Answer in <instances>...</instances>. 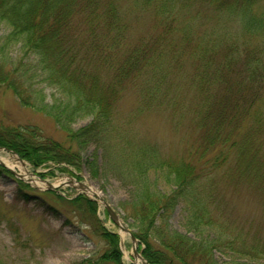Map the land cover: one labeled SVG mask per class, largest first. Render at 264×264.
I'll return each mask as SVG.
<instances>
[{
  "label": "trees",
  "instance_id": "1",
  "mask_svg": "<svg viewBox=\"0 0 264 264\" xmlns=\"http://www.w3.org/2000/svg\"><path fill=\"white\" fill-rule=\"evenodd\" d=\"M194 1L132 0L133 12L153 9L167 20V32L180 36L151 56L128 42L124 0H0V24L6 27L0 85L24 107L52 118L70 144L11 130L0 136V147L35 168L51 162L79 170L83 159L73 146H94L103 164L95 156L89 166L96 177L115 180L126 191L120 207L149 264H264V238L230 219L221 194L222 184H243L264 195V110L254 111L264 91V50L236 38L230 45L227 22H238L248 39L263 33L254 7L264 0H200L215 8L218 30L193 43L197 30L180 15ZM184 56L194 64L187 82L195 90L191 109L170 96L173 70L187 64ZM142 75L145 81L132 87L140 105L121 117L119 102ZM145 113H167L178 125L189 116L196 144L179 159L165 156L135 133L137 116ZM80 121L88 123L75 129ZM72 204L96 211L82 196ZM178 208L183 231L170 228ZM100 237L110 249L86 263L123 264L118 237L104 227Z\"/></svg>",
  "mask_w": 264,
  "mask_h": 264
},
{
  "label": "rangeland",
  "instance_id": "2",
  "mask_svg": "<svg viewBox=\"0 0 264 264\" xmlns=\"http://www.w3.org/2000/svg\"><path fill=\"white\" fill-rule=\"evenodd\" d=\"M124 1L123 9L130 14L131 21L129 43L131 41L133 45L146 47L151 56L155 51L159 52L164 44H177L180 36L175 30L172 33L167 32V29L170 28L167 20L159 17L153 9L133 12L132 0ZM254 10L258 18L262 20V27H264V1L257 4ZM180 17L189 22L190 28L193 27L197 30L192 32L195 38L190 37L193 43L202 37V34H212L218 30L216 29L215 8L200 0L194 1L192 5L185 8ZM227 22L231 34V39L228 41L230 45L235 42L232 41L233 38H236L241 43L247 41L258 47L259 50H264V32L248 39L243 36L242 27L238 22ZM5 30V25L0 24V36L4 35ZM198 36L200 37L197 38ZM187 57L181 58L187 61L185 66L176 67L173 70L177 79L175 80L176 86L170 90V96L182 99L188 109H191L195 104V90L187 82L190 73L194 71L192 66L194 64ZM165 70L166 67L163 68V72ZM143 79L145 81L146 76L142 75L124 93L118 105V114L121 117H125L140 105L138 92L132 87L141 85ZM168 81L170 82L171 79ZM168 86L170 85L166 87ZM47 94L52 97L49 90H47ZM260 94L262 101L256 104L254 111L262 112L264 110V91ZM87 123L88 121H80L74 128L78 129ZM134 126L137 129L135 130L137 135L145 140L155 142L167 157L179 159L188 148L196 144L197 136L193 133L189 116H186L178 125V122L172 120L167 113H145L137 116ZM11 130L35 132L43 140L49 139L66 147L70 146L67 133L52 118L34 109L24 107L11 91L0 85V136L6 135ZM257 137L259 142V138L262 139V136ZM72 149L80 150L83 160L79 170L67 164L51 162L35 168L15 151H9L2 147H0L2 150L0 155L5 157L11 155L16 158L28 169L31 178L42 182L53 185L60 180L69 179L77 185L88 183L97 190L100 199L106 202L118 215L121 225L133 234L130 222L125 219L124 212L120 207V204L127 200L126 191L115 180L104 175L100 178L96 177L89 166V161L95 156L103 164V160L100 158L101 152H96L94 146L82 149L73 146ZM62 168L67 171L63 172ZM8 169L0 164V264H87L88 260L96 261L110 249L107 242L100 237L102 227L108 233L118 237L123 264H136L137 256L134 254L130 235L122 232L111 220L99 198L84 194L77 187L70 185L57 186L51 190L49 187L40 189L20 179ZM221 194L223 201L230 208L232 215L230 219L243 228L252 226L253 232L264 238V195L261 196L259 193V197L254 192L248 191L243 184L238 187H228L227 184H222ZM79 196L95 204L94 214L85 208L79 210L73 206L72 201H75ZM170 228L183 231L179 208L171 218ZM138 248V253L146 261ZM217 258L225 260L220 254H217ZM146 263L148 262L146 261Z\"/></svg>",
  "mask_w": 264,
  "mask_h": 264
},
{
  "label": "bare ground",
  "instance_id": "3",
  "mask_svg": "<svg viewBox=\"0 0 264 264\" xmlns=\"http://www.w3.org/2000/svg\"><path fill=\"white\" fill-rule=\"evenodd\" d=\"M2 151V150H0ZM0 163L5 165L7 168H9L12 171H15L17 173V176L26 181L31 183L33 186L38 187L40 189H45L49 186L50 183L48 182H42L37 179L31 178L30 173L27 168L23 166L22 163L18 162L16 158L12 157L11 155H8L7 157L0 155ZM73 186L77 187L80 192H83L89 196H96L100 198V194L97 192V190L89 185L88 183L83 184H76L74 181H70L69 179L60 180L57 183L53 184L54 187L57 186ZM136 264H145L144 261L141 258H137Z\"/></svg>",
  "mask_w": 264,
  "mask_h": 264
},
{
  "label": "water",
  "instance_id": "4",
  "mask_svg": "<svg viewBox=\"0 0 264 264\" xmlns=\"http://www.w3.org/2000/svg\"><path fill=\"white\" fill-rule=\"evenodd\" d=\"M4 166V165H3ZM14 175L16 174L15 172H13V171H11ZM49 188L50 189H53V186L52 185H49ZM102 203H103V205L105 206V208H106V210H107V212H108V214L110 215V218L113 220V222L117 225V226H119V228H120V230L122 231V232H125V233H128L129 235H130V237H131V239H132V243H133V248H134V254H135V256H137V257H139V258H141L142 260H144L143 258H142V256L138 253V250H137V247H138V244H137V239L135 238V236L128 230V229H126V228H124L122 225H121V222H120V219H119V217H118V215L114 212V210L106 203V202H104L103 200H102ZM145 264H148V263H146V261H145Z\"/></svg>",
  "mask_w": 264,
  "mask_h": 264
}]
</instances>
